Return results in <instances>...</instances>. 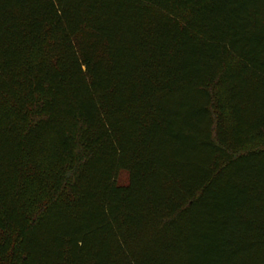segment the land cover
Wrapping results in <instances>:
<instances>
[{"label":"trees","instance_id":"16d2710c","mask_svg":"<svg viewBox=\"0 0 264 264\" xmlns=\"http://www.w3.org/2000/svg\"><path fill=\"white\" fill-rule=\"evenodd\" d=\"M262 137L264 0H0V264H264Z\"/></svg>","mask_w":264,"mask_h":264},{"label":"rangeland","instance_id":"374dc122","mask_svg":"<svg viewBox=\"0 0 264 264\" xmlns=\"http://www.w3.org/2000/svg\"><path fill=\"white\" fill-rule=\"evenodd\" d=\"M225 115V121L229 122V119L227 118L228 114L227 112L224 114ZM264 140V137H262L259 141ZM127 181V174L125 172H121L118 177H117V182L119 183H125Z\"/></svg>","mask_w":264,"mask_h":264}]
</instances>
